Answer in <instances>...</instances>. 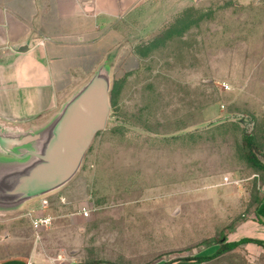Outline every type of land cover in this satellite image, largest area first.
<instances>
[{"label": "rangeland", "instance_id": "rangeland-1", "mask_svg": "<svg viewBox=\"0 0 264 264\" xmlns=\"http://www.w3.org/2000/svg\"><path fill=\"white\" fill-rule=\"evenodd\" d=\"M245 1L157 0L124 20L115 56L137 65L113 69L105 129L66 187L0 213V259L199 264L262 239L264 3ZM40 202L53 221L38 230L26 210ZM200 264H264V245Z\"/></svg>", "mask_w": 264, "mask_h": 264}, {"label": "crops", "instance_id": "crops-1", "mask_svg": "<svg viewBox=\"0 0 264 264\" xmlns=\"http://www.w3.org/2000/svg\"><path fill=\"white\" fill-rule=\"evenodd\" d=\"M153 1L0 0V124L28 129L46 123L109 56L112 71L135 67L130 52L123 60L115 56L126 48L122 25ZM18 46L29 49H13ZM263 206L264 200L258 208L264 240Z\"/></svg>", "mask_w": 264, "mask_h": 264}, {"label": "water", "instance_id": "water-1", "mask_svg": "<svg viewBox=\"0 0 264 264\" xmlns=\"http://www.w3.org/2000/svg\"><path fill=\"white\" fill-rule=\"evenodd\" d=\"M111 89L108 57L46 123L28 129L0 124V213L17 211L75 178L95 137L106 127Z\"/></svg>", "mask_w": 264, "mask_h": 264}, {"label": "trees", "instance_id": "trees-1", "mask_svg": "<svg viewBox=\"0 0 264 264\" xmlns=\"http://www.w3.org/2000/svg\"><path fill=\"white\" fill-rule=\"evenodd\" d=\"M256 164L259 168L264 170V164L259 163L258 161L256 162ZM257 221L262 223V221L259 219H257ZM249 242L264 245L263 239H255V238L252 239L251 237H243L241 239L234 240V241L226 240L225 242L217 246L212 252L196 256L195 257L196 263L200 264L203 261L212 260L230 250H233L240 244L249 243ZM0 264H25V262L22 259H20V257H12V258L0 259ZM164 264H169V263L166 262Z\"/></svg>", "mask_w": 264, "mask_h": 264}, {"label": "built area", "instance_id": "built-area-1", "mask_svg": "<svg viewBox=\"0 0 264 264\" xmlns=\"http://www.w3.org/2000/svg\"><path fill=\"white\" fill-rule=\"evenodd\" d=\"M47 208L48 205L46 202H40L36 207H31L30 209L26 210V215L31 220L32 225L38 230L46 228L52 224L53 217L46 212ZM76 213L87 217L90 214V208L85 205L80 206ZM58 260H55L54 262H52V264H57ZM60 261H62V259Z\"/></svg>", "mask_w": 264, "mask_h": 264}]
</instances>
